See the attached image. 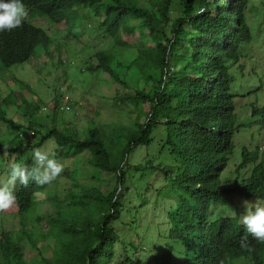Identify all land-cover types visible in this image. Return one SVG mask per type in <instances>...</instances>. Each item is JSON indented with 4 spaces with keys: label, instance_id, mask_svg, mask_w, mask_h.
<instances>
[{
    "label": "trees",
    "instance_id": "1",
    "mask_svg": "<svg viewBox=\"0 0 264 264\" xmlns=\"http://www.w3.org/2000/svg\"><path fill=\"white\" fill-rule=\"evenodd\" d=\"M145 1L147 5L136 0H23L28 14L48 19L67 37L77 39L85 32L107 40L109 48L94 53L98 73L120 82L117 69L124 68L144 83L129 95L133 108L145 110L136 127L105 130L91 121L80 137L68 123L50 125L29 145L34 149L52 138L50 153L57 160L87 154L94 170L114 177L107 193L79 184L67 193L49 220L57 246L50 258L40 256V264H110L122 242L120 230L140 240L137 229L147 226L146 217H137L140 208L149 205L154 215L155 208L163 211L170 195L176 196V205L167 206L168 227L157 231L163 242L159 249H148V264H232L244 257L264 264V241L251 237L240 223L244 201L264 202V159L258 144L242 142L237 156L234 143L241 128L259 124L264 129V98L257 95L264 87V70L253 65L248 73L242 71L241 49L252 38L245 19L250 0ZM79 20L86 25L76 29ZM137 31L142 39H134ZM53 42L44 28L24 18L20 27L0 31V66L45 56ZM149 69L157 71V78ZM243 102L249 107L247 121L239 123L236 109ZM57 105L58 96L52 107ZM0 120L8 121L1 108ZM31 131L36 133L28 129L25 136ZM153 147L157 162L147 154ZM15 148H4L0 141V154L16 153ZM138 150L144 152L142 160L131 163ZM32 163L30 158L24 162ZM42 190L32 180L26 186L17 183L14 204L0 212L22 216ZM228 209L234 213L226 214ZM25 237L41 254L33 233ZM0 264H32L9 231L0 230Z\"/></svg>",
    "mask_w": 264,
    "mask_h": 264
},
{
    "label": "rangeland",
    "instance_id": "2",
    "mask_svg": "<svg viewBox=\"0 0 264 264\" xmlns=\"http://www.w3.org/2000/svg\"><path fill=\"white\" fill-rule=\"evenodd\" d=\"M136 1L141 5H147L145 0ZM250 3L251 8L245 12V19L251 29L252 38L241 49V53L245 55L241 60L244 64L242 68L244 73H248L250 66L253 65H256V70L260 68L264 70V7L262 5L258 7L259 0H250ZM25 18L44 28L54 42L49 46L48 54L45 56L12 64L7 68L0 66V108L4 110L8 119L7 122L0 120V141L8 147H16L17 151L0 154V178L6 175L7 164L11 160L24 163L29 158L33 160L34 149L39 148L49 153L54 149L55 142L52 138L34 149L29 147L39 141L38 136L43 134L47 126L61 127L68 123L76 129L80 137H83L91 121L101 129L117 127L123 130L126 127H136L137 122L145 116V110L140 112L139 109L133 108L129 100L134 88L144 85L143 81L137 78V74L118 68L122 80L116 82L95 70L94 53L98 49L109 48L110 43L107 40H95L99 37H91L85 32L77 39L67 37L65 32L57 31L48 19L40 15L27 13ZM85 25V21L79 20L75 28L80 29ZM134 36L135 40L142 39L138 31ZM129 39L132 41V37ZM148 73L156 78L158 76L157 71L152 69H149ZM236 77L239 79L240 75L237 74ZM150 82L149 80L145 89H148ZM257 95L264 98V87ZM57 96L58 107L54 109L52 103ZM252 97L245 98V101L248 102ZM66 105L70 107L68 110L63 109ZM248 108V104L243 102L236 109L239 123L247 121ZM31 120H35L38 125H34ZM28 129H34L36 133L25 136ZM20 133H24V136H20ZM248 141L259 145L260 159H264V129L259 124H250L246 129L241 128L239 137H235L234 140L237 156L239 145ZM18 152H22V158L17 157ZM156 153L157 148L153 147L148 149L147 154L148 157H155ZM143 154L144 152L140 150L133 153L131 163L140 162ZM154 159L157 162L160 158ZM163 159L166 163L170 161L166 157ZM57 161L63 164L62 172L49 182L42 183L43 190L34 194L35 204L31 210L22 216L0 212V230L10 232L12 239L21 246L25 258L32 264H40L41 255L47 258L52 256L51 252L57 246V242L53 232L51 234L48 230L49 220L60 203L65 201L67 193L77 188L76 184L97 187L103 193L109 192L114 185V177L111 174L93 169L87 154L61 158ZM228 169L233 170L234 165H230ZM223 174L231 175L226 171ZM147 181L146 178L145 182ZM175 199V195L166 197L163 201V211L155 208L154 215L151 214L149 205L140 208L137 217L141 220L143 216L146 217L147 225L144 229L140 224L141 228L137 229L141 239L137 240L131 231L121 229L122 242L118 244L117 254L110 264L125 259L133 261V264L150 263L147 257L148 249L161 247L163 240L158 237L157 231L159 228L167 230L165 211L169 203L170 207H175ZM225 213L234 212L228 209ZM28 232L35 236L37 249L41 254L31 249L27 243L25 234ZM232 264H251V260L250 257H244L233 261Z\"/></svg>",
    "mask_w": 264,
    "mask_h": 264
},
{
    "label": "clouds",
    "instance_id": "3",
    "mask_svg": "<svg viewBox=\"0 0 264 264\" xmlns=\"http://www.w3.org/2000/svg\"><path fill=\"white\" fill-rule=\"evenodd\" d=\"M27 11L23 0H0V31H10L21 26ZM8 145H4L7 148ZM63 170L54 153L33 150V163L24 164L15 159L7 164L6 175L0 178V209H7L16 200L14 188L17 183L27 185L29 180L37 184L47 183ZM240 223L247 234L258 241H264V202H243ZM246 238L241 247L246 246Z\"/></svg>",
    "mask_w": 264,
    "mask_h": 264
},
{
    "label": "built area",
    "instance_id": "4",
    "mask_svg": "<svg viewBox=\"0 0 264 264\" xmlns=\"http://www.w3.org/2000/svg\"><path fill=\"white\" fill-rule=\"evenodd\" d=\"M24 135V133H20V136H23ZM33 135V132L31 131L30 133H29V136H32Z\"/></svg>",
    "mask_w": 264,
    "mask_h": 264
}]
</instances>
